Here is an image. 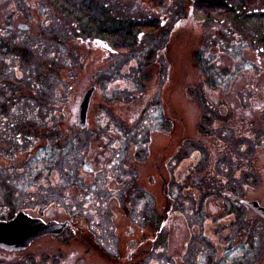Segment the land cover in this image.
<instances>
[{
	"label": "flooded vegetation",
	"instance_id": "flooded-vegetation-1",
	"mask_svg": "<svg viewBox=\"0 0 264 264\" xmlns=\"http://www.w3.org/2000/svg\"><path fill=\"white\" fill-rule=\"evenodd\" d=\"M76 1L74 54L70 0H0V156L32 157L38 132L57 152L88 133L98 178L94 196H64L61 235L0 246V264H209L235 241L248 250L230 264H264V0H137L135 14L126 0ZM115 28L129 30L114 38ZM132 28L165 30L157 53L132 52ZM184 30L194 43L180 78ZM245 40L261 47L231 52ZM19 212L40 217L1 220Z\"/></svg>",
	"mask_w": 264,
	"mask_h": 264
},
{
	"label": "rangeland",
	"instance_id": "rangeland-1",
	"mask_svg": "<svg viewBox=\"0 0 264 264\" xmlns=\"http://www.w3.org/2000/svg\"><path fill=\"white\" fill-rule=\"evenodd\" d=\"M124 1V0H123ZM137 0H126V4H131L132 13H136V10L139 9V4L136 2ZM182 2L183 0H179ZM165 4H170L169 0H164ZM176 2V1H175ZM71 9L68 11L67 16V23L65 28L66 35L68 39V53L76 51L78 46H80V41L78 39L79 34L77 33L78 30L83 29L77 27L76 20L80 15L76 11L75 4H78L76 0H70ZM119 0L116 2V6H118ZM178 7H181V3L178 4ZM75 9H72L74 8ZM139 14V13H137ZM139 18V15H135ZM86 20L90 18L89 15L84 17ZM91 19V18H90ZM119 20L118 18H115ZM165 30H154V32L143 34L144 29H133L132 35L134 38L137 39V42L133 44V48L131 51L134 53H138L139 55L144 53H148L147 55H151V53H157L160 49L159 43L161 42V37H163ZM252 34V30H248ZM83 33H88V29L84 28ZM261 34L262 31L259 30ZM193 32L190 30H184V33L178 35V39L180 42L178 54L180 58H183L181 63V73L180 76L186 78L187 71H190L189 61L187 59V48H191V45L194 43V36ZM195 42L199 41L200 35L195 34ZM87 36V35H86ZM140 37V39H139ZM159 37V42L156 43L155 39ZM239 45V44H238ZM244 48L235 46L230 48L231 52H255L257 49L261 47V45H257L252 42V40H245ZM198 44H196V48ZM127 49V47H123ZM169 51L171 52L170 47L168 46ZM43 50V49H42ZM148 64L151 63L147 62ZM184 99H181V101ZM188 100L184 102H180V112L182 114H188L191 110V106L189 107ZM188 105V108H187ZM3 139V136H1ZM78 138L82 139L83 145L80 148L75 147L71 142L66 140V147L59 149L57 151H51L47 148L44 144L40 145L37 144L35 147L34 155L29 158H25L23 161L18 160L17 163H12L9 159L10 157H1L0 156V221L5 216L8 218L12 216V213L17 211H31L35 212L36 216H40V218L46 219V221H55L54 219H59V210H67L68 206H66L64 196H80L79 198H83L86 196H94L95 188L92 185L95 183L94 181L97 180V176L94 175L92 172L91 164L93 160V142L91 143V135L88 133H84ZM5 140H3L2 144ZM76 141V140H75ZM38 142V140H36ZM61 142H65L64 140ZM6 150V147H1V151ZM6 164H5V163ZM1 164L5 165L2 166ZM24 164V165H23ZM23 165V166H21ZM21 166V167H20ZM94 171V168H93ZM107 180V179H106ZM108 181V180H107ZM105 180L103 179V183ZM102 183V182H101ZM103 185V189L100 190V196H110L108 189L105 188V184ZM84 205V201L79 199ZM76 205V203H75ZM77 209L81 208V206L76 205ZM86 206V205H85ZM50 209H55L57 216L51 218L49 215ZM213 240L216 238L210 236ZM232 240V239H230ZM234 241V240H232ZM250 243V240H248ZM247 242V243H248ZM49 245V242H46ZM231 245L239 246L234 253L228 252L227 255H222V259L219 264H230L233 263L235 258L244 254L246 250H248L245 243L239 244V241L232 242ZM224 257V258H223ZM249 257H247L248 259ZM245 258V261H247ZM213 260L209 264H218ZM20 264V263H19ZM239 264V263H238ZM246 264V263H245Z\"/></svg>",
	"mask_w": 264,
	"mask_h": 264
},
{
	"label": "water",
	"instance_id": "water-1",
	"mask_svg": "<svg viewBox=\"0 0 264 264\" xmlns=\"http://www.w3.org/2000/svg\"><path fill=\"white\" fill-rule=\"evenodd\" d=\"M93 90L89 91L80 107L82 127H86L87 113ZM66 225L58 222L45 223L40 219L29 218L20 213L11 222H0V246L5 249L20 250L28 247L32 242L47 236H58L63 233Z\"/></svg>",
	"mask_w": 264,
	"mask_h": 264
},
{
	"label": "trees",
	"instance_id": "trees-1",
	"mask_svg": "<svg viewBox=\"0 0 264 264\" xmlns=\"http://www.w3.org/2000/svg\"><path fill=\"white\" fill-rule=\"evenodd\" d=\"M116 27H117V26H116ZM133 29H134V28L130 29L131 33H132V30H133ZM125 30H129V28H126V29H125V28H122V30H120L119 28H115V29H114L115 32L112 33L111 36L113 35L112 37H114V38L123 37V35H124L123 33H124ZM137 30H138V29H137ZM84 34H85V36H86V35H87V36L89 35L88 33H84ZM131 35H132V34H131ZM121 47H122V46H121ZM24 110L27 111V109H24ZM26 115H27V114H26ZM26 115L23 116L25 119H21V121H20V123L24 124L25 126H27ZM39 124H40V123H39ZM41 125H42V124H41ZM23 130H25V129L21 128V129H20V132L23 133ZM39 134H40V132L37 133V136H36V137H37V140H38V139H41V145H42V144H44V143L46 142V139H48V137H47V136H39ZM36 137H35V138H36ZM40 137H41V138H40ZM46 137H47V138H46Z\"/></svg>",
	"mask_w": 264,
	"mask_h": 264
}]
</instances>
